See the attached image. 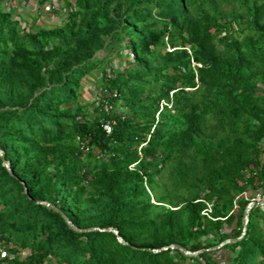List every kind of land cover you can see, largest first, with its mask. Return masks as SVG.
<instances>
[{
    "label": "trees",
    "instance_id": "16d2710c",
    "mask_svg": "<svg viewBox=\"0 0 264 264\" xmlns=\"http://www.w3.org/2000/svg\"><path fill=\"white\" fill-rule=\"evenodd\" d=\"M244 1L249 18L212 0H66L65 22L37 30L0 1V247L30 251L0 261L215 264L200 251L213 231L232 240L227 264H264V209L246 220L250 199L236 201L264 185V95L247 75L262 52L264 0ZM238 19L250 32L242 40ZM120 50L127 66L104 72L114 107L87 117L72 105L83 79ZM84 135L97 151H81ZM172 161L194 193L146 216L147 188L162 201L158 175Z\"/></svg>",
    "mask_w": 264,
    "mask_h": 264
},
{
    "label": "rangeland",
    "instance_id": "374dc122",
    "mask_svg": "<svg viewBox=\"0 0 264 264\" xmlns=\"http://www.w3.org/2000/svg\"><path fill=\"white\" fill-rule=\"evenodd\" d=\"M215 5L218 6L220 10L224 13L237 12L242 14L245 18L250 17V13L247 10V6L243 4L244 0H238L236 3L231 4L228 2H221L219 0H212ZM247 3L246 5L251 6L253 4V0L244 1ZM13 3V4H12ZM22 0H13L10 3V6L13 9L19 8L18 12L22 19L26 21L28 24L27 29L37 30L39 27H55L62 25L66 17L68 16L69 6H64L58 12H45L41 9L40 6L37 9L26 8L21 5ZM261 23L264 24V9L260 13ZM249 29L246 26V23L242 20H236L234 24V28L232 30V35L240 40H242L247 34H249ZM258 39L259 44L261 45L262 52L258 53L259 61H254L249 64L247 75L249 78L256 83L257 85V95H264V34L259 36H255ZM100 56L104 55V52L99 53ZM131 58V57H130ZM126 50L114 51L109 59V65L104 63L100 68L95 69L93 72L88 74L82 82L81 94L79 99L74 102L72 105L75 109H80V111L84 114L87 113V117L92 118L93 115L97 113V107L106 100L107 96H109V91L105 88V80H104V72L110 73L112 68L115 70H123L127 64L128 59H130ZM118 107H122L121 102L118 100L116 102ZM225 134H229L228 131L222 132V136ZM93 151H97V148L92 147ZM194 152V148L189 150V154L186 156V160L191 158V154ZM6 165L9 166V163L6 162ZM180 164L177 161H172L159 175V180L156 184V190L158 195L163 197L162 201L157 200V196L152 188L149 186L147 188L152 206L148 207L146 212V216L159 217L162 212H164L167 208H176V204H184L185 198L191 196L194 191L191 187L181 185L177 181V173L179 171ZM261 191L262 193H257ZM260 194L261 200L264 203V185H257L254 188L248 190L249 196H256ZM237 201V200H236ZM212 205V202H209ZM235 207V206H234ZM234 208L230 211L229 214L233 212ZM246 219V217H245ZM230 227L225 225L222 233L226 231L229 232ZM202 240L204 243L211 244L207 248H203L200 251H208L210 250L212 253L210 255L216 257L217 261L215 264H227L231 261V251L230 248L224 246L226 243L231 242V239H226L221 243H218V235H216L213 231H211L208 235L203 236ZM200 251L191 252V255L199 256ZM187 253V251H184ZM30 253L29 250L26 251H18L14 253V248L10 247V245H6L4 243L1 244L0 247V259L8 257L13 259L15 256H19L20 259L25 258ZM188 254V253H187ZM202 260V259H201ZM55 262V258H52V261H48L46 264H53ZM0 264H10L4 261H0ZM13 264V263H12Z\"/></svg>",
    "mask_w": 264,
    "mask_h": 264
},
{
    "label": "built area",
    "instance_id": "2783aa9c",
    "mask_svg": "<svg viewBox=\"0 0 264 264\" xmlns=\"http://www.w3.org/2000/svg\"><path fill=\"white\" fill-rule=\"evenodd\" d=\"M4 6V8L7 10V11H10L12 13H14V17L20 21L21 23V26L22 28L24 29H27L28 28V24L26 23V21L24 19H22V15L20 16V13L18 12L19 8L17 9H13L11 6H10V3L13 2V0H0ZM66 0H22V3L21 5L26 7V8H31V9H37L38 6L41 7V9L45 12H58L62 9V7L64 6V3H65ZM72 3L75 2V0H70ZM13 4V3H12ZM102 108L109 112L111 109H113L114 107V104L107 101V100H104L103 103H102ZM101 122H102V126L103 128L105 129V131L107 133H111L113 131V128H114V124H115V120L114 119H110V118H107V119H101ZM260 146H261V149L263 151L262 153V158H263V163H264V136L260 142ZM92 148V143H91V137L90 135H84L82 136L81 138V141H80V149L81 151L83 152H89ZM134 166V164H133ZM257 193H262L261 191H258ZM240 196H245L246 198H249L250 199V202L247 206L251 207L253 205H259L261 208L264 209V203L261 204L263 201L261 200V195L258 194L256 196H249L248 195V191H244L241 195H239L236 200L240 197ZM207 207L203 210V214H205L206 216L210 217V218H213L212 217V205H210L209 202H207Z\"/></svg>",
    "mask_w": 264,
    "mask_h": 264
},
{
    "label": "water",
    "instance_id": "95a60500",
    "mask_svg": "<svg viewBox=\"0 0 264 264\" xmlns=\"http://www.w3.org/2000/svg\"><path fill=\"white\" fill-rule=\"evenodd\" d=\"M9 166H10V165H9ZM9 166H8V167H9ZM249 211H250V207H248V208L246 209V220H248V213H249ZM68 221H69V220H68ZM69 222H70V221H69ZM110 229H111V228H110ZM244 230H246V227H245ZM240 238H241V237H238L237 239H240ZM119 240H120V241H123L121 238H119ZM187 253H188V254H192L191 252H188V251H187Z\"/></svg>",
    "mask_w": 264,
    "mask_h": 264
}]
</instances>
